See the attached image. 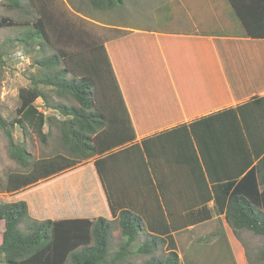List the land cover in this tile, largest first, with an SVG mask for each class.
<instances>
[{
    "label": "crops",
    "instance_id": "crops-1",
    "mask_svg": "<svg viewBox=\"0 0 264 264\" xmlns=\"http://www.w3.org/2000/svg\"><path fill=\"white\" fill-rule=\"evenodd\" d=\"M236 1L249 28L260 37L246 35L228 0H160L151 27L82 18L90 23L92 32L100 34L97 44L105 49L132 129L128 138L133 135V140L127 138L110 151L51 178L79 173L91 164L90 174L80 175L90 178L91 185L84 181L68 186L60 199L69 203L88 196L91 201L73 213L66 204L68 209L51 217L94 219L101 217L94 216L101 204L102 218L114 220L107 192L117 212L127 209L139 218L136 245L160 235L163 242L157 241L154 251L164 245V255L170 250L176 253L180 235L190 246L205 241L209 249L223 241L234 264H248L243 240L248 231H238V239L224 213L215 211L213 201L203 202V190L205 184L210 189L209 177L221 178L214 179L220 182L244 172L249 160H253L251 166L256 164L264 154V116L255 109L246 119V133L237 117L232 122L234 136H227L224 127L217 132V140L215 132L205 133L195 123L264 97V0ZM120 9L122 6L108 14L117 17ZM190 126L201 143L204 163ZM112 154L116 156L104 162V188L94 162ZM25 202L28 213L41 216ZM202 227L205 229L198 231ZM177 256L180 264L182 258Z\"/></svg>",
    "mask_w": 264,
    "mask_h": 264
},
{
    "label": "trees",
    "instance_id": "trees-1",
    "mask_svg": "<svg viewBox=\"0 0 264 264\" xmlns=\"http://www.w3.org/2000/svg\"><path fill=\"white\" fill-rule=\"evenodd\" d=\"M86 1L90 9L99 13L114 11L123 3V0ZM228 2L246 35L260 37L258 32L249 28L238 1ZM4 7L29 13L24 0H5ZM73 8L76 13L82 12L78 7ZM15 26L17 24L10 19L0 18V29ZM12 41L25 51L38 52L39 58L33 59L32 65L40 75L36 78L30 76V86L19 89L16 117L7 121L0 114V129L7 138L9 157L21 168V172H10L6 176L4 193L14 194L28 189L83 165L93 157L121 145L123 141L133 140V135L128 138L132 129L102 44L83 45L70 36L58 35L42 17H38L32 27L26 25L20 36ZM47 51L52 53L47 56ZM3 55L4 52H0V60ZM41 87L51 89L59 97L68 96L77 105H48L47 108L58 112L59 120L47 116L35 105L38 99L47 104ZM255 109L264 116V97L253 98L243 106L214 114L195 123L205 133L215 132V140L218 137L217 132L224 127L228 130L227 136L232 138V122L239 117L240 125L242 122L245 133L248 132L246 119L251 118ZM54 122L59 127L62 153L56 152L52 156L35 160L24 145L15 142L12 136V129L15 127L23 134L30 130L45 144L47 134L43 130L44 126L51 127ZM190 128L204 163L201 143L192 132V126ZM183 129L187 130V127ZM238 131L241 133L242 130ZM174 132L175 130L167 134ZM142 144L144 145V141ZM115 156L108 155L94 162L104 188V162ZM146 156L152 159L151 156ZM252 163L253 160H249L244 172L227 180L214 182V179L221 178L209 177L210 189L205 184L203 190V202L213 201L215 211L224 213L227 224L238 239L237 232L241 230L264 239V154L255 165L251 166ZM147 167L151 168L150 163H147ZM90 180L85 176H78L68 186L84 181L91 185ZM90 188L93 189L91 186ZM106 194L110 211L115 216L114 220L97 217L38 221L29 216L25 201L0 203V222L3 228L0 232V264H123L130 255L148 256L144 264H179V258L173 250L161 257L151 256L156 242H163L160 235L152 236V240L136 245L141 232L139 218L127 209L117 212L110 196L107 192ZM89 201L91 200L88 196L84 201H60L58 208L64 210L70 207L73 213L84 209ZM22 224H25L24 230L20 228ZM115 225L120 231L122 242L110 253L111 233ZM245 255L248 264H264V249L254 254L247 251Z\"/></svg>",
    "mask_w": 264,
    "mask_h": 264
},
{
    "label": "rangeland",
    "instance_id": "rangeland-1",
    "mask_svg": "<svg viewBox=\"0 0 264 264\" xmlns=\"http://www.w3.org/2000/svg\"><path fill=\"white\" fill-rule=\"evenodd\" d=\"M160 0H124L122 9L118 10L120 14H101L90 9L86 0H24V4L29 13L17 10H8L4 7L5 0H0V18H8L15 22L17 26L0 29V52H4L0 60V114L7 121H11L16 117V109L19 106L18 91L20 88L30 86V76L35 78L40 75V72L35 68L33 59L39 58L37 51L28 52L23 50L19 44L12 41L16 39L24 31L26 25L31 27L36 23L37 18L42 17L49 26L61 36H70L77 42L83 45H94L100 43V34L92 32L90 23L82 18L99 23V22H114L120 25L121 23L131 27H151L155 25V9ZM78 7L82 10L83 15L75 14L74 8ZM119 8V7H118ZM115 15V16H114ZM93 24V23H91ZM52 52L47 51L45 55H50ZM47 104L40 99L35 101L38 110L47 116H53L59 120L58 112L47 108L48 105L63 104L65 106H76V102L68 96L59 97L51 89L43 88ZM44 132L47 134L45 144H42L39 138L30 130L22 133L18 128L12 129V136L17 143H22L26 151L33 159L52 156L54 153H62L63 150L60 144V131L56 122L52 123L51 127L44 126ZM91 164L85 166L79 173H72L51 179L41 183L24 192L18 193L16 196H11L4 193V184L6 176L10 172H21V168L17 162L10 159L8 153L7 138L2 129H0V203L15 202L25 199L32 205L38 214L41 216L29 215L36 220L44 219H65L68 217L56 218L50 215H55L59 212L58 204L63 198L66 187L75 177L90 174ZM25 198V199H24ZM97 212L94 216L105 217L101 204H97ZM63 210H60L61 213ZM50 216V217H49ZM79 217V216H77ZM91 218L90 216H85ZM25 229V224L20 226ZM205 229L202 227L198 231ZM2 223L0 222V232H2ZM196 232V231H195ZM194 232V233H195ZM245 251L251 254L258 250L264 249V239L250 232L243 234ZM122 242V237L118 227L115 225L110 239V253L114 252L118 245ZM176 253L181 256L180 264H234L233 256L226 243L220 241L218 245L209 249L205 241L202 243L186 244L183 242V235L177 238ZM155 247V246H154ZM165 246H157L151 256L161 257L165 253ZM148 256L130 257L124 264H144Z\"/></svg>",
    "mask_w": 264,
    "mask_h": 264
}]
</instances>
